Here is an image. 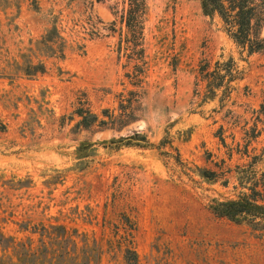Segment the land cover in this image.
<instances>
[{
    "label": "rangeland",
    "instance_id": "obj_1",
    "mask_svg": "<svg viewBox=\"0 0 264 264\" xmlns=\"http://www.w3.org/2000/svg\"><path fill=\"white\" fill-rule=\"evenodd\" d=\"M145 3L140 62L125 50L122 0H0V264H19L36 229L59 226L77 233L76 250L95 243L98 264H124L126 248L138 264H264V236L208 209L248 193L237 169L264 171V49L236 46L199 0ZM52 26L63 59L23 76L22 55ZM229 58L242 80L228 101L203 102L199 67ZM79 110L108 126L83 127ZM134 133L154 147L94 146L78 164L80 143Z\"/></svg>",
    "mask_w": 264,
    "mask_h": 264
},
{
    "label": "trees",
    "instance_id": "obj_2",
    "mask_svg": "<svg viewBox=\"0 0 264 264\" xmlns=\"http://www.w3.org/2000/svg\"><path fill=\"white\" fill-rule=\"evenodd\" d=\"M105 1L95 0L96 3ZM122 5L121 20L125 23L129 34L125 40V50L132 53L137 49L139 61L142 62L145 54L143 48V29L147 12L145 0H122ZM199 6L203 16L217 17L229 39L239 48L246 50L248 54L264 49V39H260L258 34L259 23L264 20V0H199ZM60 33V30L52 26L39 40L31 43L27 54L22 55V65L19 70L23 76L34 78L43 75L46 72V66L41 58L63 59L65 42ZM198 74L205 84L203 102L215 100L218 92H221L223 98L219 100L221 103L224 100L228 101L235 85L242 80V71L232 58L216 61L211 65L206 62L199 67ZM260 113L264 114V92ZM77 114L81 117V124L85 128H90L97 123L102 127L108 126V123L98 121V117L89 110L85 113L79 110ZM109 120L111 121L109 124H116L113 116H109ZM94 146H110L117 150L122 147L144 149L154 147L145 136L138 133L108 142H83L79 144L75 153L79 165L83 164L88 152L92 151ZM166 146L171 148V142L168 139L158 144L156 149L160 155L168 156L165 151H162ZM175 160L178 162V157ZM236 176L241 189L248 193H241L234 200H212L208 209L216 218L225 219L235 225H247L264 236V171L259 173L253 168H242L237 169ZM201 177L212 181L213 175L202 171ZM35 233L39 238L37 249L30 252L28 246L22 244L20 247L24 250L19 264H98L99 262L100 252L95 243L89 247L82 239V247L76 250L78 236L75 231L69 233L59 226L42 227L36 229ZM123 260L124 264H138L136 254L131 248L123 251Z\"/></svg>",
    "mask_w": 264,
    "mask_h": 264
}]
</instances>
